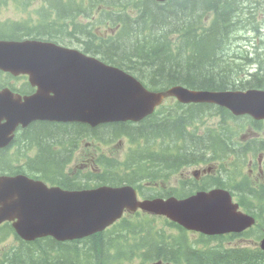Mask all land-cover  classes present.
Listing matches in <instances>:
<instances>
[{"label":"trees","instance_id":"trees-1","mask_svg":"<svg viewBox=\"0 0 264 264\" xmlns=\"http://www.w3.org/2000/svg\"><path fill=\"white\" fill-rule=\"evenodd\" d=\"M237 1L169 0L164 4H156L152 0H42L39 9H37V17L34 19L29 18L14 25L15 31L10 35L16 39L32 37L34 39L48 38L50 40L53 37L51 31L56 28L59 22L69 21V25L74 28L70 34L75 38L76 30H86V27L81 26L79 18L90 17L93 12L97 11L99 5L122 10L133 2L135 8L139 11L137 18L130 20L121 11L119 14L112 16L114 21L121 25L122 29L121 33L113 39H101L87 31L89 42H83L80 39L75 40L83 46L85 52L100 55L107 61L117 62L129 67L128 69L132 70L141 80L149 86L151 84V87L154 88L169 84L191 85L201 88L232 86L233 82L230 80L232 79V73L224 66L220 52L226 44L227 36L225 38V35L235 25L236 13L234 14V12L238 9ZM204 9L213 10L216 17L214 25L212 24L207 32L200 31L197 24ZM73 11L75 14H73ZM100 13L101 16H109L110 14L106 10ZM190 29L192 30L185 36V31ZM158 30L164 31L158 37L159 40L158 38L154 39L156 35H159ZM168 35H177L180 39V45L173 46ZM94 42H98L97 45ZM208 49L211 50V54L207 52ZM262 77L260 79L255 77L253 82L261 83L264 81V76ZM204 107L195 106L193 111L196 112ZM192 118L191 113L181 112V115L173 117L172 120L148 119L136 124V126L129 123H114L95 128H89L82 124L61 125L35 122L31 123L19 135L22 137L21 142L23 144L27 142L25 141L26 138H29L28 142H35L38 145L39 152L34 161L41 162L45 169L53 160L57 159L50 152V144H54L56 140L60 141L68 131L71 134L73 133L71 136H75L77 133V137L90 136V134L96 137L100 136L98 134L101 132L113 135L116 138L120 135H131L139 139L145 138L146 133H148L147 136L151 141L156 140L158 136L180 139L179 135H181L187 145L190 143L191 146L195 143L191 146L194 153L192 157H198L200 156L198 154L212 145V141H203L205 138H196L184 134L183 128ZM150 120H153V122ZM182 153L178 156L176 162L182 156L187 157V152ZM150 157L151 154L148 153L143 155V159L152 164L154 161L157 163L158 160L160 161L157 158L149 161ZM14 162L22 163L21 160L13 159L7 153V149L0 151V172L2 174L20 173L23 170L22 168H25L24 166H15V168L12 165ZM105 162L107 168H104V172L106 173L101 175V181H104V176L114 171L111 168L113 166L112 162ZM144 172L142 169L137 170V174ZM27 173L30 172L27 170ZM96 178L98 179V177ZM2 230L11 231L8 226L2 227ZM110 233L111 235L115 233L118 237L105 239V237H109L107 235ZM153 240L154 234L148 226L134 224V227H131L124 219L119 224L106 230V232L93 235L84 241L57 243L50 238H45L31 243L17 242L11 244L5 249H0V264H116L120 260L119 257L132 255L130 252L117 254L115 244L123 241L133 253L142 254L143 257L158 256L164 260H173L175 255L178 259L184 258L186 264H245L251 262L246 258L245 252L226 251L221 254H204L190 251L189 256L181 257L178 256V249L175 250L173 247H169L167 242L161 241L154 245ZM86 242L89 245L85 250ZM81 243H84L82 248L79 246ZM111 252H114V254L111 255ZM260 262L264 264V261Z\"/></svg>","mask_w":264,"mask_h":264},{"label":"water","instance_id":"water-1","mask_svg":"<svg viewBox=\"0 0 264 264\" xmlns=\"http://www.w3.org/2000/svg\"><path fill=\"white\" fill-rule=\"evenodd\" d=\"M67 65L77 82L68 72L52 67L48 46L41 49L37 42L0 43V69L15 75L29 73L31 85L37 86L34 95L22 100L6 90L0 92V148L10 142L18 125L26 127L33 121H78L93 127L105 122L136 121L151 112L167 92L183 99L177 88L162 94L147 93L121 71L76 53L67 58ZM59 74L68 75L63 77L66 82L51 86L50 78ZM50 92L53 96H49ZM198 101L226 104L225 99L212 94L203 95ZM253 104L249 98L237 111H250ZM137 206L140 205L133 201L129 189L100 187L69 192L46 188L23 175L0 177V223L13 221L15 232L26 241L45 236L57 241L77 239L101 231L124 208L131 210ZM146 209L182 217L183 222L193 225L207 214L213 215L215 205L207 204L205 197L197 195L180 203L154 202ZM261 247L264 249V239Z\"/></svg>","mask_w":264,"mask_h":264},{"label":"rangeland","instance_id":"rangeland-1","mask_svg":"<svg viewBox=\"0 0 264 264\" xmlns=\"http://www.w3.org/2000/svg\"><path fill=\"white\" fill-rule=\"evenodd\" d=\"M253 0H243L242 2H241V5H239V7H241L242 9H241V11L239 12H237L236 13V17H235V20H236V23L237 22H239V21H244L243 19H248L249 18V12H250V3L252 2ZM15 15L16 14H14L13 12H10V11H7V12H4L3 14H1L0 15V19L1 20H4V19H7V18H13V17H15ZM242 23V22H241ZM154 26V25H153ZM235 28H241V24L240 23H237V24H235V27H234V29H232L229 33H228V35H227V40H225L226 41V44L224 45V47L222 48V50H221V54H222V61H223V64H224V66L225 67H227V69H229L230 71H231V73H233L232 74V80H234L233 81V83H235V81H236V79H235V69L233 68V66H236V65H234V62H233V66H228V65H226V64H229L228 63V60L226 59V49H227V46L228 45H230V41L232 40V38H233V34H235L236 32H235ZM153 30V29H152ZM153 31H155V30H153ZM158 32H159V35H156V37L154 38V36H153V38L154 39H156V38H158L159 36H161V34L164 32V31H162V30H158ZM230 35V36H229ZM232 35V36H231ZM75 36L78 38V39H80L81 41H86V42H89L88 41V35H87V30H84V29H82V30H76V33H75ZM226 36V35H225ZM226 38V37H225ZM122 43V42H121ZM123 44V43H122ZM243 45V43L241 42V46ZM263 51H264V48H263ZM208 53H210L211 54V50L210 49H208V51H207ZM263 60H264V58H263ZM262 72V73H261ZM228 73V72H227ZM262 76H264V62L262 63V65H261V68H260V73L258 74V76L256 77L257 79H260V78H263ZM16 84H18V83H16ZM172 102H170V104H171ZM163 143H165L166 145H169V146H171V147H173V145L174 144H176L177 143V141H175L174 143H170V142H168V141H166V140H163ZM193 144H195V143H193ZM151 145H155V142H153V143H151ZM190 146V145H189ZM200 147V146H199ZM190 148V147H189ZM113 149L115 150V152H116V156L118 157V158H120L121 156H122V154H123V148L122 147H118V146H113ZM192 149V148H191ZM185 151L186 152H188V147L185 149ZM189 151H191V150H189ZM185 152V153H186ZM243 193V192H242ZM140 216L142 217L143 215H141L140 214ZM160 226V225H159ZM238 240V243L239 244H242V245H248V246H251L252 244H253V242H254V239H253V236H251V237H247V238H245V237H241V238H238L237 239ZM133 263H140V259L139 258H136V259H134L133 260ZM259 264H261V262L259 263Z\"/></svg>","mask_w":264,"mask_h":264},{"label":"flooded vegetation","instance_id":"flooded-vegetation-1","mask_svg":"<svg viewBox=\"0 0 264 264\" xmlns=\"http://www.w3.org/2000/svg\"><path fill=\"white\" fill-rule=\"evenodd\" d=\"M62 133V132H60ZM52 145L54 150V156L57 157L55 160H75L79 156V147L76 137H64L63 139L56 140Z\"/></svg>","mask_w":264,"mask_h":264},{"label":"bare ground","instance_id":"bare-ground-1","mask_svg":"<svg viewBox=\"0 0 264 264\" xmlns=\"http://www.w3.org/2000/svg\"><path fill=\"white\" fill-rule=\"evenodd\" d=\"M120 1V0H119ZM243 0H238L237 2H238V9H237V11L236 12H234V14L235 13H237L238 11L240 12L241 11V7H239V5H241V2H242ZM200 3V2H199ZM111 4V3H110ZM194 4V3H193ZM201 4V3H200ZM191 6V5H190ZM204 6V5H203ZM70 9V8H69ZM198 9V8H197ZM137 10V9H136ZM194 11V10H193ZM232 12V11H231ZM73 14H75V12L73 11ZM231 14V13H230ZM233 14V13H232ZM77 15V14H76ZM237 16V15H236ZM235 16V17H236ZM232 18V17H231ZM230 18V19H231ZM165 20V19H164ZM234 20V19H233ZM185 21V20H184ZM220 21V20H219ZM222 21V20H221ZM220 21V22H221ZM172 22V21H171ZM166 23V22H165ZM231 23V22H230ZM170 24V23H169ZM179 24V23H178ZM235 24H236V20H235ZM166 26H167V24H166ZM234 27H235V25L232 27V29H234ZM158 28V27H157ZM198 28H199V26H198ZM224 28V27H223ZM226 29V28H225ZM228 29V28H227ZM217 30V29H216ZM144 31V30H143ZM214 32V31H213ZM224 33V32H223ZM167 34V33H166ZM171 34V33H170ZM141 35V34H140ZM201 35V34H200ZM228 35V34H227ZM226 35V36H227ZM197 36V35H196ZM223 36V35H222ZM225 36V37H226ZM230 36V35H229ZM232 36V35H231ZM172 38L173 37H178L177 35H175V36H171ZM179 38V37H178ZM75 39H78L76 36H75ZM195 39V38H194ZM158 40H159V38H158ZM128 41V40H127ZM126 43V42H125ZM188 48V47H187ZM127 49V48H126ZM180 53V52H179ZM179 56V55H178ZM176 58V57H175ZM134 59V58H133ZM179 59V58H178ZM182 61V60H181ZM158 64V63H157ZM147 67V66H146ZM172 67V66H171ZM170 67V68H171ZM262 73V72H261ZM233 74V73H232ZM229 77V76H228ZM231 80V82H233L234 80H232V79H230ZM229 80V81H230ZM208 82V81H207ZM181 115V114H180ZM176 117V116H175ZM184 118V117H183ZM186 118V117H185ZM184 120V119H183ZM182 122V121H181ZM178 126V125H177ZM167 128H169V127H167ZM171 128V127H170ZM170 130V129H169ZM172 130V129H171ZM168 131V130H167ZM173 134V133H172ZM149 135V134H148ZM151 140V139H150ZM153 140V139H152ZM163 140H166V141H168V142H170L171 144L172 143H174L175 141H177V142H179L180 141V139H177V138H167V137H165V138H163ZM208 139H204L203 141H207ZM153 142H156V140H153V141H151V143H153ZM193 145V144H192ZM191 145V146H192ZM191 146H189L190 148H189V150H191ZM196 149V148H195ZM199 149V148H198ZM193 150V149H192ZM183 151V150H182ZM182 151L180 152V154L182 153ZM184 153V152H183ZM182 153V154H183ZM199 155V154H198ZM182 156V155H181ZM200 156H198V157H192V158H199ZM153 158H157V159H159L158 157H156V156H153V155H151V157H150V159H149V161H151V160H153ZM153 164L154 165H158V166H160L161 165V163H160V161L158 160V163L156 162V161H154L153 162ZM242 194H245L244 192L242 193ZM174 260H176L177 261V264H186L185 263V260H184V258L183 259H178L177 258V256H175L174 255V258H173Z\"/></svg>","mask_w":264,"mask_h":264}]
</instances>
